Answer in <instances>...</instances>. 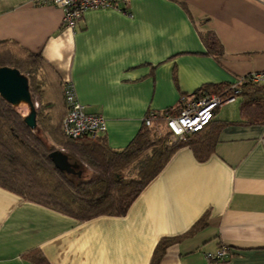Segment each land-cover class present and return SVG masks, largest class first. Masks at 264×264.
Instances as JSON below:
<instances>
[{
  "label": "crops",
  "instance_id": "0c3cea01",
  "mask_svg": "<svg viewBox=\"0 0 264 264\" xmlns=\"http://www.w3.org/2000/svg\"><path fill=\"white\" fill-rule=\"evenodd\" d=\"M121 6L128 12L88 10L72 29L55 5L0 0V42L43 59L45 99H63L72 82L87 111L107 119L112 148L127 146L149 111L264 72V0ZM241 100L222 104L215 119L241 120ZM204 215L205 227L171 242L160 264H203L223 244L229 257L210 264H264V125L225 127L206 160L181 147L123 215L78 220L0 185V264H40V256L49 264H151L161 239L185 235Z\"/></svg>",
  "mask_w": 264,
  "mask_h": 264
},
{
  "label": "trees",
  "instance_id": "16d2710c",
  "mask_svg": "<svg viewBox=\"0 0 264 264\" xmlns=\"http://www.w3.org/2000/svg\"><path fill=\"white\" fill-rule=\"evenodd\" d=\"M208 47L209 52L217 55L216 42ZM1 66L18 68L28 77L32 98L38 100L39 106L37 126L31 128L26 124L25 116L0 95V185L27 200L78 220L125 214L181 147L190 146L199 160H206L215 151L219 134L225 127L234 124L264 125V83L246 80L239 86L238 95L242 97V119L239 121L214 118L199 131L174 141L164 115H178L182 109L180 100L176 108L160 111L161 115L153 126H146L143 121V128L123 148H112L105 134L95 138L70 139L62 131L66 115L64 89L63 99H45L42 72L46 66L43 59L15 43L0 42ZM231 87L207 84L193 95L199 97L215 93L226 97L232 95ZM161 130L164 133L158 136ZM50 140L65 147L67 152L63 150L71 160L80 164L81 176L66 173L55 166L49 157L55 150ZM132 166L136 172L127 176L125 172ZM206 220V215L202 216L181 237L161 239L151 264H160L171 242L196 233L205 227ZM35 259L40 264H49L43 256Z\"/></svg>",
  "mask_w": 264,
  "mask_h": 264
},
{
  "label": "built area",
  "instance_id": "2783aa9c",
  "mask_svg": "<svg viewBox=\"0 0 264 264\" xmlns=\"http://www.w3.org/2000/svg\"><path fill=\"white\" fill-rule=\"evenodd\" d=\"M130 0H36L38 4L55 5L63 10V26L75 29L83 19L85 13L91 9L117 8L125 11L121 2ZM253 80L264 83V72H252L240 78L232 85V95L220 96L218 94H205L196 97L183 96L181 99L182 109L178 115H164L172 135L182 139L187 135L199 131L211 122L217 113V108L222 104L231 101L240 92L242 81ZM64 96L67 105V112L63 118V134L70 139L83 137H98L105 134L108 129L107 119L101 113L89 112L78 98L75 86L67 82L64 86ZM160 112L149 111L144 118L146 126H153ZM230 255V247L227 244L221 245L215 252H207L204 255L203 264H210L212 260H225Z\"/></svg>",
  "mask_w": 264,
  "mask_h": 264
},
{
  "label": "water",
  "instance_id": "95a60500",
  "mask_svg": "<svg viewBox=\"0 0 264 264\" xmlns=\"http://www.w3.org/2000/svg\"><path fill=\"white\" fill-rule=\"evenodd\" d=\"M0 95L15 107L27 103L30 112L25 115V122L29 127L36 128L37 105L31 95L28 77L18 68L0 67ZM49 157L58 169L69 174L82 175L80 164L77 161H72L64 150L55 149L50 152Z\"/></svg>",
  "mask_w": 264,
  "mask_h": 264
},
{
  "label": "rangeland",
  "instance_id": "374dc122",
  "mask_svg": "<svg viewBox=\"0 0 264 264\" xmlns=\"http://www.w3.org/2000/svg\"><path fill=\"white\" fill-rule=\"evenodd\" d=\"M35 103H36V105H37V107H38V106H39V102H38L37 99H35ZM16 108H17L18 111H20L22 114L24 113L25 115L29 114V112H30V108H29V106H28L27 103H26V104H21V105H19V106H16ZM218 111H219V109H218ZM218 111H217V112H218ZM24 114H23V115H24ZM25 115H24V116H25ZM163 133H164V130H161V132H159L157 135L160 136V135H162ZM155 137H156V136H155ZM153 138H154V137H153ZM171 139L174 140V141H177V138H175L173 135L171 136ZM50 143L55 147V149H60V148H61L60 145H59L58 143H56V142H54V141H52V140H50ZM135 172H136V169H134V166H132V167H130L129 169L126 170L125 174H126L127 176H132V175L135 174Z\"/></svg>",
  "mask_w": 264,
  "mask_h": 264
},
{
  "label": "bare ground",
  "instance_id": "6f19581e",
  "mask_svg": "<svg viewBox=\"0 0 264 264\" xmlns=\"http://www.w3.org/2000/svg\"><path fill=\"white\" fill-rule=\"evenodd\" d=\"M22 104H26V103H22ZM21 105V104H20Z\"/></svg>",
  "mask_w": 264,
  "mask_h": 264
}]
</instances>
